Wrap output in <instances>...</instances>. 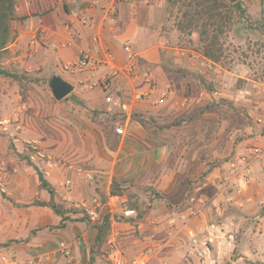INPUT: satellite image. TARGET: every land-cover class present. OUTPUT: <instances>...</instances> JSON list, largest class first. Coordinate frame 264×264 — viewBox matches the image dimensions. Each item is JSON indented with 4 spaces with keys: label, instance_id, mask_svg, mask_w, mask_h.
<instances>
[{
    "label": "crops",
    "instance_id": "crops-1",
    "mask_svg": "<svg viewBox=\"0 0 264 264\" xmlns=\"http://www.w3.org/2000/svg\"><path fill=\"white\" fill-rule=\"evenodd\" d=\"M91 1L16 0L15 14L19 18L16 22L17 37L8 49L14 50L18 68L28 75L43 77L40 83L50 81L52 77L48 78L47 73L55 70L59 74L55 76L73 87L65 101L66 108L72 113V116L68 115L71 121L67 120L70 129L66 128L68 139L66 145H61L53 154L58 159L55 160L57 173L66 177L70 174L68 166H80L94 174L90 181L71 174L74 179L72 192L66 194L58 185L54 199L57 202L62 198L65 204L74 207L83 201L86 196L83 190L89 187H82L79 180L96 183L99 188L106 185V193L112 179L125 183V187H152L164 195V199L152 200L143 220L123 225L137 227L145 233L137 243L139 253L149 247L156 248L152 251L150 264H172L173 257L183 253L168 248L171 240L167 234L171 235L174 230L169 222L175 219L183 230L201 232L208 223L209 212L215 215L212 203L222 197L220 188L211 178L206 179L209 181L206 184L196 186L188 205L183 189L182 193L177 192V187L185 185L189 177L180 169L186 166L184 159L189 158L179 159L175 153L179 149L181 152L199 149V146H187L188 141L180 147L179 136L196 140L200 132L185 130L181 126L197 121L202 124L206 121L205 117L212 119L216 115L212 110L206 111L213 97L202 88L201 82H211L212 74L202 73L199 67L202 54L183 46V34L172 26V19L167 14V0H129L117 5L112 18L106 13L109 0H100L97 8L89 6ZM85 9L90 22L89 26L82 27L71 18L70 13ZM39 29L43 33L35 39ZM69 30L75 32L76 42L72 47L65 48ZM126 46L135 54L138 72L147 73L149 81L135 79L125 73ZM87 51L98 63L94 70L70 72L63 69L65 63L76 61ZM106 54L110 56L108 60ZM152 85L158 89L170 85L175 95L164 105H156L157 94L144 97ZM8 86L0 87L1 118L11 104ZM108 98L114 103L106 102ZM184 99L188 100L187 104H183ZM59 108L58 115L62 107ZM191 118L193 122L187 123ZM212 120V123L206 124L212 125ZM179 121H182L181 126L177 125ZM117 128L123 129V136L116 134ZM198 165L200 169L202 165ZM233 181L230 174L229 185ZM216 188L219 189L215 192ZM88 193H91L90 189ZM182 216L189 219L184 225L180 223ZM114 225L115 221H112L111 227ZM10 226L7 220L0 219V230ZM96 233L91 226L68 223L65 229L49 233L52 238L48 241L50 245L43 250L49 253L56 249L59 242H63L71 248L70 262L73 264H98L100 257L94 258L91 253ZM8 234L0 231V237H10ZM2 243L5 240H0ZM113 245L119 249L115 241ZM58 261L55 259L46 264H59Z\"/></svg>",
    "mask_w": 264,
    "mask_h": 264
},
{
    "label": "rangeland",
    "instance_id": "rangeland-1",
    "mask_svg": "<svg viewBox=\"0 0 264 264\" xmlns=\"http://www.w3.org/2000/svg\"><path fill=\"white\" fill-rule=\"evenodd\" d=\"M239 2L244 14L226 8L221 9L219 13L222 18H228L222 26L223 33L219 34L217 29L210 31L219 37L222 57L220 62L215 64L216 69L211 73L212 78L209 83H213V87L214 80H217L215 84L217 87H220V84H227L228 88L224 91L220 88L219 93L220 97H228L226 99L232 103L233 109L222 106L221 109H217V116H213L212 119L218 132L211 139L210 137L205 139L203 134L209 129L206 122L213 121L209 116H207L209 119L204 118L206 121L202 124L197 121L181 126L185 130L198 132L200 130L199 139L196 140L202 144L199 149H193L194 152L193 150L181 152L179 149L175 153L179 159L180 157L189 158L184 159L186 166L180 167L189 176L187 178L196 182L197 185L206 184L208 181L206 179L211 178L220 188L222 197L215 202L220 207H226L224 219H228L232 224V239L229 240L231 246L222 248L220 255L215 254L211 264H264V0H240ZM167 7V14L172 19V26L175 27L182 21L183 8L179 0L168 2ZM16 22L17 20L10 24L15 35L14 40L17 37ZM219 24L218 22L217 25ZM201 30V28L194 30L191 36L183 35L182 42L185 49L202 54V44L199 41ZM13 53L14 50L8 49L0 64L1 69L16 76L17 79L21 77L20 80H14L0 76V87L6 88L9 85L8 94L11 95L10 107L5 109L4 116L0 117V169L3 166L6 167L7 188L10 193L9 197L0 198V219L7 220L11 225L10 228L4 227L0 231L9 233L8 235L11 236L0 237V240L17 242L8 250L0 252L5 256L0 255V264L11 263L13 260L28 264L29 261L46 253L43 249L50 245L48 241L52 239L49 233L57 231L48 230L45 227H55L59 223V219L49 209L38 206V203H47L49 196L40 188L37 172L54 190L60 182L72 175L70 173L66 177H61L57 173V166L52 170L37 169L36 172L31 165L21 163L25 158L16 152L12 142L14 138L35 141L44 153L53 157L55 162L58 159L53 155L54 152L61 145H66L68 139L66 128L70 130L68 123L71 121L72 113L66 108L65 101L57 102L53 99L48 80L40 83L43 77H37V74L28 75L18 68L19 62ZM55 75H59L55 70L47 73L48 78ZM239 91H247L251 96L243 98L238 94ZM247 101L256 102L258 111L254 112ZM59 107H62L59 113L61 116L58 115ZM240 125H245L244 131L236 136L235 130ZM231 132L234 133V137ZM189 139L179 136L180 147ZM246 147H258L263 154L250 163V182L241 194H238L234 191L233 184L229 185L231 174L229 163H233L238 152ZM19 148H21L20 145ZM199 163L202 165L200 169ZM14 164L18 165L13 166ZM12 167H18L17 175L10 173ZM45 172H49V176H46ZM79 183L82 187L86 185L90 189V194L89 189L83 190L86 195L83 201L86 202L94 197L95 188L101 190L96 183H84L82 180H79ZM186 187V182L185 185H179L177 192L183 189L186 196ZM219 188H216L215 192ZM230 198L233 200L227 201ZM59 201L65 203L62 198ZM208 217L207 224L217 221L212 211L209 212ZM114 221L115 225L111 227L102 256L100 260H97L98 264H105V262L109 264L108 255L111 253L114 241L126 258L131 259L139 254L140 247L137 243L145 233L137 227L124 226L123 224L128 222L126 220L116 217ZM66 230L69 234V230ZM32 231L33 235H30L29 241L24 242ZM29 243L30 246H28ZM84 247L86 248L85 245ZM13 248L20 250L15 251ZM70 257L72 258L71 253ZM55 259L59 260V264H73L57 253L52 261ZM85 264L89 263L85 262ZM172 264L197 263L194 259L180 254L173 257Z\"/></svg>",
    "mask_w": 264,
    "mask_h": 264
},
{
    "label": "built area",
    "instance_id": "built-area-1",
    "mask_svg": "<svg viewBox=\"0 0 264 264\" xmlns=\"http://www.w3.org/2000/svg\"><path fill=\"white\" fill-rule=\"evenodd\" d=\"M129 0H109V6L106 10L108 16H113L116 12V7L120 3L128 2ZM91 8H97L100 6V0H92L88 3ZM89 8V7H88ZM86 10L82 11H72L70 13L71 18L78 23L82 27L89 26V19L86 15ZM43 33L42 29H39L35 33V39L38 35ZM76 42V34L74 31L69 30L66 35L65 48L72 47ZM124 53L127 58V68L125 73L128 76H132L133 78H141L145 81H149L150 77L147 73H139L134 59L135 54L132 52L130 47L124 48ZM110 58L109 55L106 54V60ZM200 69L203 71L202 73H213L215 72L216 65L205 57H200ZM97 62L91 58L89 52H84L81 54L80 58L73 62H67L64 64L63 69L65 71H92L97 66ZM217 80L214 81V91L212 92V97L218 98L220 97L219 90L220 88L224 91L228 88L227 84H220V87H217ZM157 94V98L155 100L156 105H164L168 100L174 97L175 92L174 89L170 85H165L164 87L158 89L156 85H152L150 90L145 93L144 97H151L152 95ZM238 94L244 97H250V93L247 91H239ZM108 103H112L113 100L108 98L106 100ZM188 100L184 99L183 104H187ZM251 104V108L254 112L258 111V104L256 102L247 101ZM114 103V102H113ZM24 109V107L22 108ZM16 121V119H14ZM257 121L259 122L258 118ZM2 124V123H1ZM116 134L119 136L124 135V131L121 128H117L115 130ZM14 148L19 151L20 155L26 157V161L21 162L24 165H31L36 167L39 170H52L56 167L54 159L49 154L44 153L37 145L35 141L23 140L20 138L13 139ZM19 145L21 148H19ZM263 152L258 147H246L240 152H238L237 157L234 163L230 164V172L233 177V187L234 191L238 194H241L242 190L249 184L250 182V163L259 159L262 156ZM3 166L0 169V196L9 197L10 193L7 188V180L8 174H6V170ZM18 167H14L10 170V173L13 175L18 174ZM67 171L72 175L81 177L84 180L90 181L93 179L92 172L86 170L80 166H68ZM46 176H49V172H45ZM59 187L66 194H70L73 188V176L67 177L64 181L59 183ZM3 188V189H2ZM192 201V199L190 200ZM262 204V203H260ZM110 213L111 221H114L115 218L120 219H128L136 216L134 210L130 209L127 205L123 204L121 206H117L115 201L112 199H108L106 204ZM76 209H80L85 213V215L89 218L91 222H98L100 219L99 210L104 208V205H101L99 201L93 199L91 202L81 201L76 206ZM212 208L215 212L216 218H220L222 216V209L220 205L216 202L212 203ZM189 221L187 217H181L180 223L182 225L186 224ZM170 226L174 229L171 231V235L167 234L168 238H170L167 242H169L170 246L168 248H172L177 252L183 253L185 256H188L196 261L197 264H211L213 262L214 256L220 255L222 253V248L225 246H231V242L229 240L232 239L231 235V222L228 220H219L218 222L207 224L203 231L198 232L192 229L183 230V226H179L178 221L173 219L169 222ZM179 234V236H177ZM156 248H146L141 253L136 255L135 257L129 259L126 258L119 249H117L114 245H112L111 253L108 255L109 264H150L152 260V251ZM159 249V248H158ZM62 255L68 262L71 261L70 257V247L65 243H58L56 249L50 251L49 253H44L39 255L36 259L31 260L28 264H45L52 261L55 257V254ZM6 264H23L17 261H12L11 263Z\"/></svg>",
    "mask_w": 264,
    "mask_h": 264
},
{
    "label": "trees",
    "instance_id": "trees-1",
    "mask_svg": "<svg viewBox=\"0 0 264 264\" xmlns=\"http://www.w3.org/2000/svg\"><path fill=\"white\" fill-rule=\"evenodd\" d=\"M172 1V0H170ZM168 1V2H170ZM167 2V3H168ZM181 3L182 11V21L176 24V29L181 34H187L191 36V32L201 28L199 34V41L202 44L201 53L203 57L210 60L213 63H219L222 57V49L219 37L215 35V33H210L211 30H218L219 34H222V26L225 24V19L227 17L222 18L219 11L221 9H230L235 12L244 14V11L241 8V2L236 3L235 5L229 6L226 4L225 0H179ZM15 6L16 0H0V64L1 60L4 58L5 54L8 52V45L14 41L15 35L10 28V24L14 21H18L19 18L16 17L15 14ZM218 22L220 23L219 25ZM0 76L9 77L14 80H20L16 76L9 74L6 70L1 69L0 66ZM206 81V80H205ZM205 81L202 82V86L204 90L212 97V92L214 91L213 83L206 84ZM67 98V97H66ZM66 98L62 101H66ZM228 97H219L212 98V103L206 107V111L217 112V109L230 108L233 109L232 103L226 99ZM222 108V109H223ZM203 112V110L201 111ZM217 116V113H216ZM190 120V121H189ZM187 120L188 122H193V118ZM182 121L177 123L178 126H181ZM243 126L240 125L235 130V135H239L243 133ZM218 132L217 126L215 124L209 125V129L204 134L205 139H210L216 135ZM202 134V136H203ZM234 137V133H232ZM13 144V142H12ZM202 143H199L195 139H189L188 143H186L189 147L199 146L201 147ZM234 144V143H233ZM14 146V144H13ZM198 149V148H197ZM196 149V150H197ZM188 152V151H186ZM26 161V157L24 156ZM30 165V164H29ZM35 168L37 172V168ZM38 180L40 184V188L47 192L49 196V201L47 203H38V206L42 208L49 209L58 219L59 223L55 227H45L48 230H63L65 229L68 223L73 224H85L87 226H91L94 230H96V237L91 249V253L94 258H98L102 256L103 248L110 236L111 233V219L108 207L106 206L108 199H112L115 201L117 206H121L123 204L127 205L130 209L134 210L136 216L127 220L131 223L135 224L138 220H143L148 211L150 210V203L152 200H163L164 195L158 193L155 189L149 186H132L125 187V183L118 182L116 179H112L108 192L106 193V185L101 188V190L95 188L94 197L89 201L91 202L93 199L99 201L101 205H104V208L99 210L100 219L98 222H91L89 218L85 215L83 211L80 209H76L74 206H67L64 202L55 201V190L51 187V185L43 179V177L37 172ZM98 179V178H95ZM187 184V193H186V202L187 205L194 196V190L196 189V182L192 181L190 178H186L185 180ZM74 189V179H73V188ZM72 192V191H71ZM0 198H5L4 196H0ZM228 207V206H227ZM222 208V216L217 218L218 222L221 219L226 217V207ZM30 235H33V231L29 233V236L24 240V242H28ZM163 235V234H162ZM161 235V236H162ZM142 240V239H140ZM15 240H10L5 243L0 244V252L4 250H8L12 244H14ZM93 259L91 258V262ZM91 264V263H89Z\"/></svg>",
    "mask_w": 264,
    "mask_h": 264
},
{
    "label": "water",
    "instance_id": "water-1",
    "mask_svg": "<svg viewBox=\"0 0 264 264\" xmlns=\"http://www.w3.org/2000/svg\"><path fill=\"white\" fill-rule=\"evenodd\" d=\"M225 1L228 3V5H235L240 0ZM48 87L53 99L57 102L65 99L73 91V87L69 83L57 76H54L50 79Z\"/></svg>",
    "mask_w": 264,
    "mask_h": 264
}]
</instances>
